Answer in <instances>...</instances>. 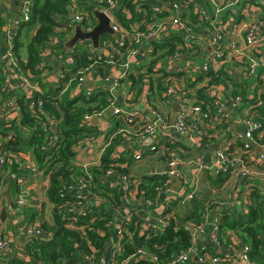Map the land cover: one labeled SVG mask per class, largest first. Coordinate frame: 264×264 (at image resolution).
I'll list each match as a JSON object with an SVG mask.
<instances>
[{
  "label": "trees",
  "instance_id": "1",
  "mask_svg": "<svg viewBox=\"0 0 264 264\" xmlns=\"http://www.w3.org/2000/svg\"><path fill=\"white\" fill-rule=\"evenodd\" d=\"M73 1L77 11L86 15L83 24L95 25L97 20L93 12L98 3L94 0H32L30 20L22 21L18 26L11 51L16 60V67L24 72L29 81L39 87L38 90L32 91L30 98L25 89L11 88L7 75L0 69V153L5 157L1 170L11 167L15 176L32 173L24 172L21 168L22 163L27 160L36 171L35 178L41 176L44 179V202L51 209L48 213L49 220L42 219L39 223L40 229L48 237H22L20 240L23 255L30 259L26 261L8 254L3 264H84L86 256L92 257L94 264H99L112 233L111 210L123 207L119 187L121 176L128 175L136 180V184L131 186L134 199L154 201L158 192L168 186L172 187L167 181L170 177L166 176L164 165L152 173L137 178L134 176L132 171L137 161L132 156L131 148L120 150L118 148L125 135L129 136V139L131 136L134 137L132 122H129L124 114H114L111 118L112 124L106 131L109 142L103 147L99 161L95 165L78 163L77 155L83 152L89 141L99 135L96 126L89 121L85 123L83 118L85 116L92 118L105 112L114 99L109 87L103 84L91 88L84 85L77 88V93L74 92L72 96L71 93L82 74L81 71L90 74L89 78L93 79L96 75L100 79L109 77L114 66L126 62L127 47H119V51L123 53L119 61L109 59L107 56L104 57L106 60L95 61L90 56V40H80L68 52L62 43L54 42L51 51L46 53V44L51 36L64 39L70 31L69 28L68 32L59 31L64 23L57 22L55 17L67 14ZM135 4V0H118L114 16L125 28H130L134 21L145 19L147 22H154L169 15L167 12L154 14L150 0L143 1L141 12L137 11ZM124 8L127 9L126 12L129 10L130 15L125 13ZM185 11L187 13L183 14L182 19L188 18L192 21L195 14L191 5L185 7ZM2 23L3 18L0 15V25ZM29 28L34 29L32 36L26 33ZM112 38L113 36L104 34L101 40ZM4 42L5 38L0 29V47ZM181 43L180 36L171 34L162 39L155 51L147 54L149 61L142 65L143 71L133 65L134 67H131L133 71L128 69L127 73L128 66L126 68L124 81L134 91L136 98H140L141 90L146 86V98L153 109L165 106L163 97L171 86L170 77L183 75L181 71L172 74L164 68L161 69L158 60L165 55H172L177 50L175 44ZM132 48H137L136 44H133ZM184 50L181 48V51ZM43 53L46 54L45 57L42 56ZM50 56L55 58L62 56L63 59L70 56L74 61L73 64L65 62L59 64L58 67L63 71L64 77L56 84H48L46 80L47 75L56 68L46 61L45 58ZM43 61L44 64L41 65ZM204 77H209V81L207 85L200 86L199 83ZM145 80L148 81L147 84L144 83ZM228 82H231V79L227 70L218 69L202 71L194 80L191 77L184 78L183 87H186L184 90L194 93L197 99L206 101L202 95L204 90L217 85L226 86ZM231 85L232 95L246 94L244 85L239 83ZM259 98L262 105L255 109L264 116V93H261ZM8 100L11 101V105H6ZM39 100L42 102L40 106L36 103ZM31 101L36 104L31 106ZM8 112H15L13 119H6L5 115ZM119 130L121 132L117 133ZM134 131L136 132V128ZM160 145L165 147L164 154H159L161 164H165L167 158L174 156L180 147L169 137L161 138ZM182 149L190 154L187 146L182 145ZM172 150L175 153L169 155L166 153ZM185 157L188 159L190 156ZM124 162L126 164L122 166ZM109 170L115 174L114 181L106 176ZM221 179L209 177L208 183L220 188ZM177 181L183 182L181 179ZM83 183L85 184L83 189L89 193V197L84 195L79 199L89 204L94 201L93 205L85 214H81L78 209L70 214L68 212L70 207L77 208V198L74 194L62 193L69 185L78 186ZM249 199L246 211L235 209L223 212L218 220L219 237L223 246L229 245L231 239L228 232H234L249 246L248 255L252 264H264V195L255 190L250 193ZM184 201L189 206L188 214L181 215L173 210V216L162 231L152 225L144 229L141 213L132 211L121 226V249L116 256L117 264H120L121 260H126L125 264H154L155 261H151L149 255L156 257V262L171 264L177 255L186 251L192 242L190 231L185 226L189 222L196 226L203 223L206 213L218 201L214 202L212 195L193 197ZM178 203L180 200L177 198L170 205ZM24 213L25 211L22 216ZM37 213L35 210L28 217H22L19 224L24 226L33 223ZM0 233L6 239L16 236L10 231L1 230ZM138 250H142L146 255L137 253ZM218 255L222 256V253Z\"/></svg>",
  "mask_w": 264,
  "mask_h": 264
},
{
  "label": "built area",
  "instance_id": "2",
  "mask_svg": "<svg viewBox=\"0 0 264 264\" xmlns=\"http://www.w3.org/2000/svg\"><path fill=\"white\" fill-rule=\"evenodd\" d=\"M94 1L98 3L95 11L102 12L109 18L110 25L115 33L112 40H104L106 41L104 49L107 52L106 56L109 59L114 58V61H119L123 55V53L119 51V47H127V57L132 56L141 48L142 51L147 50L150 52L149 47H144L146 39L154 36L157 32L161 33L165 31H173L186 34L192 41V44L183 47L185 49L184 51H181V48H177V50L171 55L173 59L185 60L187 58V53L191 51L199 41H203L204 43L215 45L216 47L215 50L212 49L203 58V62L200 65L201 71L208 72L209 70H218L225 61L232 60V63H237L234 65V69L236 66L237 72L239 73L238 79L232 76L233 73L229 71L231 82H228L226 86L217 85L209 88L208 90H204L202 95L205 96L206 101H204V99H197L194 93L190 92V90L186 91L184 88L179 87L178 84H176V79L170 77L169 80L171 81V86L165 94V106L163 105L157 109L152 108V121L137 119V113H124V111L120 108L114 107V101L110 103L109 107H112L113 114H124L127 120L132 122L131 125L134 129L136 128V132L134 129L132 130L136 138H144L146 136L151 138V142L146 146L139 149H131L132 156L137 162L141 160V157L144 154L153 153L159 149H162L161 155L164 154L165 147L160 145L161 138L169 137L171 141L174 140H172L168 134L159 133L158 124L163 127H169L172 125L177 136L184 137L189 141L194 142L196 140H200L203 141L205 145H214L212 156L204 164H198V170L206 178L210 176L222 178V181L219 183V187L222 189L221 193L212 196V200H214V202H218L206 213V218L203 223L197 226L190 222L187 223L185 228L190 231L192 244L186 251L177 255L171 264H188L189 257L193 254V252H195L196 255L195 264H227L226 262H230L232 264H252L248 255L249 246L247 243L239 239L234 232L233 233L237 238V242L232 244L230 243L231 246L235 247L233 249V253L231 256L224 254L223 251L225 245L223 246L219 237L218 220H220L224 211L230 210L231 212L232 210L235 211V209H238L237 205H235L236 202H234V196L239 187L242 193L241 196L244 198V203L246 205L250 202L249 196L252 191L258 190L264 195V116L259 114V112L255 109V107L260 108L262 105V101L259 97L261 93H264V83L261 84V86L255 87L246 80L249 77H255L257 75L258 68L263 65V56H260L258 52L264 48V17L258 9L254 12L242 11L244 16L243 20L240 19L235 23L234 19H229V22L227 23V29H231L233 31L234 27H236V33L240 37L233 36V33L227 34L226 42L220 44L222 35L215 23L210 21V19H208L205 15L206 12L202 9L200 1L186 0L182 2L181 0H150L152 2L151 10L154 14L167 12L169 15L154 22H147L145 19H141L139 22L134 21L131 23L130 28H125L114 16L118 0ZM143 1L144 0H135V8L139 12L143 9ZM208 1L214 4L217 11L220 10V6L216 3L217 0ZM239 1L251 0H224V3L230 5ZM31 5L32 0H23L21 6L23 21L30 20ZM190 5L193 10L196 11L197 17H201V19L205 21L208 20L210 29L204 34V37L195 33L189 23L182 19L185 7ZM124 11L127 14L126 8H124ZM85 16L86 15L84 13L77 11L73 15V22L75 21L79 24L84 32H89L95 25H84L83 21ZM67 28L70 29L69 32H74V25L71 22L67 25L65 24L59 31L68 32ZM5 29V44H8V49H6L4 55L0 53V69L7 75V81L9 82L11 88L16 89L17 87L25 86V90L28 93L27 96L30 98L32 91L38 90L39 87L36 83H31L27 79L24 72L21 71L20 68L16 67V60L11 51L12 41L18 29L17 22L12 21L5 26ZM69 32L66 34L64 39L51 36L48 41L50 47H53L54 42L63 44L67 41L69 39ZM102 41L103 40H100L99 52L93 48L92 42L90 41V56L95 59V61L106 60V58H104L105 56L101 54ZM133 44H136L137 48H132ZM45 52H50V49H46ZM42 56L45 57L46 54L43 53ZM242 57L246 58L247 62L241 63L240 59H242ZM56 58L58 59V64L55 65L56 68H54L51 76L54 78L55 82L58 83L60 78L64 77L63 71L58 67L59 64L62 62H65L66 64H73L74 61L70 56H66L65 59H63L62 56ZM128 62L129 61L127 59L124 65L128 66ZM43 63L44 62H42L41 65H43ZM189 64L190 63L185 62L184 69L186 71H189ZM125 71L126 69L124 70V73ZM175 71L179 70L175 69ZM81 73L82 74L77 79L76 88H82L85 85L86 80L91 77L90 74L86 72L81 71ZM15 77H17L16 80L14 79ZM98 77L99 76L96 75L95 78L100 79ZM121 77L122 76H120V78ZM12 80L14 81L10 84V81ZM108 80V77L100 79L103 85L104 83L107 84ZM118 80L119 79L113 82L115 87L120 84ZM208 81L209 77H204L199 85H207ZM144 83L147 84L148 81L145 80ZM231 83L244 85L246 88V94L232 95ZM87 94H89V91H87ZM172 95L175 96L174 98L176 104L178 105V110L175 112L173 111L174 122L173 124H170V121L166 117V114L168 113L166 108L169 109L170 107V105H167V96L172 98ZM36 103L40 106L42 102L39 100ZM36 103L31 101L30 105L34 106ZM6 105H11V101L8 100ZM100 115L101 113L95 115L94 117H98ZM10 116L11 112H8L6 117L10 118ZM90 120V116H85L83 118L85 123ZM236 126H240L242 129L237 130ZM128 141L132 140L128 139ZM166 153L169 155L170 153L175 152L172 150V152L167 151ZM175 155L176 153L174 156L167 158L164 166L165 168H168V170L166 169L165 174L169 177L174 176V178H179L176 171L178 159ZM4 162V154L0 153V171ZM21 168L24 172L32 171V173L21 174L17 177V179L19 178L20 187H18L17 192L20 193L21 190L22 192H29L31 188L28 186V183L31 179H26H28V175L35 178L36 176L34 175L36 171L27 160L22 163ZM106 176L113 178V180L110 179L111 181L116 179L115 174L110 170L107 171ZM134 183L135 180L128 175L121 176L119 187L122 195L123 206H129L135 203L151 204L153 202L152 200H140L133 198L131 186H133ZM84 187V183L78 186L69 185L66 191L62 193V195L74 194L77 198V208L70 207L68 209L70 214L77 209L81 214H85L93 205L94 201L89 204L88 202L84 203L82 199H79L84 197V195L89 197V193L83 189ZM225 187H227V189H225ZM170 189L172 190V187L168 186L166 189L161 190L158 193L166 194L167 192L171 194V196H175L174 199L171 198V201L179 198L178 193L172 192ZM195 194L196 193L193 190L189 191L187 194H183V199L191 200ZM246 205L244 207H246ZM24 206H26L25 199L23 197H17L14 202L8 204L7 213L12 216L16 213V211H21ZM208 208L209 207L207 206L206 209ZM244 211H246V208ZM125 212L127 214L132 211L129 209ZM129 215L130 213L127 214L124 219L122 218V220L119 221V225L117 227V237L119 241L121 240L122 223ZM141 215L143 217L144 229H147L152 225L153 227H158V229L162 231L169 223L170 218L173 216V210L168 209V206L164 203V205L159 207L153 215L149 212ZM39 223L40 222H33L21 226L20 236L23 238H47L48 236L40 229ZM208 227H210L209 237L213 245L218 250H221L219 253H222V256H219V253H211L204 245L195 251L194 243L197 236ZM10 247L12 250H9ZM119 248L121 249V241ZM137 253L146 255V253H143L142 250H138ZM8 254L17 256L26 261L30 259L28 256L23 255L20 240L10 241L9 238L6 239L5 236H2L0 233V264H3ZM148 257L151 261H155L154 264H161L156 262V257L150 255ZM102 262L103 259L101 258V262L99 264ZM126 262V260H121L120 264H125ZM84 264H94L92 257L86 256ZM112 264H117L116 258Z\"/></svg>",
  "mask_w": 264,
  "mask_h": 264
},
{
  "label": "crops",
  "instance_id": "3",
  "mask_svg": "<svg viewBox=\"0 0 264 264\" xmlns=\"http://www.w3.org/2000/svg\"><path fill=\"white\" fill-rule=\"evenodd\" d=\"M2 3L0 4V15L3 18V23L0 25L1 30H3V37L5 38L6 35V29L5 26H7L9 23L12 21L17 22V25L20 26L19 24L23 21L22 20V11H21V6L23 0H1ZM182 2L186 0H181ZM200 1L202 9L206 12V16L210 21L214 22L216 27L219 29L220 34L222 35V38L220 40V44L226 42V35L233 33V36L235 37H240L236 33V27H234L233 31L231 29H227V23L229 22V19L233 20L236 23L238 20H243L244 16L242 14V11H249V12H254L256 9H258L261 13V15L264 17V0H251V1H239L237 3H233L230 5H227L224 3V0H217V4L220 6V10L217 11L214 7V4L209 2L208 0H197ZM221 2V3H220ZM77 12L75 2L73 1L71 6H69L67 14L63 16H57L55 17V20L57 22H62L64 25L69 24L70 22L73 23V15L74 13ZM186 12V11H185ZM184 12V14H185ZM187 13V12H186ZM195 14V18L191 21L190 19L184 18L185 21L189 23V25L192 27L193 31L199 35H202L204 37V34L208 32L210 29L208 20H202L201 17H197L196 11L193 12ZM127 14L130 15L129 10ZM180 15V14H179ZM5 18V19H4ZM145 30V29H143ZM74 31V29H73ZM29 34V36H32L34 33V29L29 28L26 32ZM70 37L72 36V31L69 32ZM171 34H176L180 36L182 43L181 44H175L176 48H183L185 46H188L189 44H192L191 39L189 37L182 33V32H173V31H165V32H157V34H154V36L149 37L148 39L145 40L144 47H149L150 52L155 51L157 46L159 45L160 42H162V39L165 37L171 36ZM69 36V35H68ZM69 37V38H70ZM205 40V39H204ZM6 42V39H5ZM5 42L3 43V46L0 47V53L4 55L6 52V49H8V44ZM106 41L101 42V54L106 56L107 52L105 51V45ZM215 45H210L208 43H204L203 41H199L194 48L187 53V58L185 60H176L173 59L172 56L170 55H165L163 58L158 60V66L164 68L165 71H168L169 73H180V71L183 73V75L178 74L176 76H172V78L176 79V84H178L179 87H183L184 85V78L191 77L193 80L195 76H198L202 74V71L200 70V65L203 62V58L206 56L208 52H210L212 49L215 50ZM49 51V50H48ZM51 51V50H50ZM100 51V49H99ZM149 51H142V48L135 52L132 56L127 57L128 59V68L124 64H118L114 66L113 71H111V74L109 75V80L107 81V84L104 83V85H107L109 89L111 90V93L113 94V99H114V107L120 108L121 110L124 111V113H137V119L145 120V121H152V107L149 104L148 99L146 98V92L147 87L145 86L143 90H141L142 95L140 98H136L133 94V90L130 89L128 83H126L124 80V70L127 68V73L128 69L132 70L131 67L137 66L141 68V71L144 70L142 65L145 63H148L149 61V55H147ZM159 53V52H158ZM260 56H263V65H261L258 68L257 75L255 77H249L246 80L251 83L252 85L256 86H261V84L264 83V48L258 52ZM230 58V57H229ZM46 61L50 62L51 65H56L58 64L57 61L58 59L53 57H50V60L48 58H45ZM44 62V61H43ZM185 62L190 63L189 64V71H186L184 68ZM241 63H245L246 58L242 57L240 59ZM239 62V63H240ZM44 64V63H43ZM237 63H232V60L230 61H225L224 64L220 66L219 69H224L227 70L228 75L229 71L233 73L232 76L238 79L239 73L237 72V68L234 65ZM134 65V66H133ZM175 69L179 71H175ZM120 76H122L120 78ZM48 77H52L47 75ZM118 78L120 81V84L118 87H115L113 82L117 80ZM51 84H56L54 78L52 77ZM101 83L100 79L96 78H88L85 82L86 88H91L94 86H99ZM73 92L71 93V96L74 92L77 93V88L74 87ZM80 90V89H79ZM78 90V92H79ZM140 92V93H141ZM148 93V92H147ZM175 96L172 95V98L167 96L168 98V104L170 105L169 109H167V112H171L170 117H173V111H174V105L176 104L175 101ZM165 100H166V95H165ZM112 107H109L105 112L101 113L100 116L98 117H92L89 122L93 123L96 126V129L98 130V137L92 139L91 141L88 142L87 146L83 150V152H80L77 155L78 158V163L80 165L82 164H93L95 165L99 161V157L101 153L103 152V147L108 144L109 139L106 138L107 134V129L112 124L111 118L114 116L112 112ZM7 114V113H6ZM6 116V115H5ZM15 116V112H11L10 118H7L8 120L13 119ZM237 116V113H236ZM171 118L169 119L170 124H171ZM230 125V124H229ZM232 126V125H230ZM128 128V127H126ZM159 128V133H165L168 134L172 138V142L178 143L180 147L176 150V157L178 159V166L176 167V171L178 173L179 178L183 180L182 183L179 181L176 186H172V192H177L179 196L180 203L170 205L171 204V198H175V196H171V194L167 193H157V198L151 203V204H145V203H135L131 204L129 206H123L120 211L116 210H111V214L113 216V221L111 222L110 225V230H111V237L110 240L108 241L105 249V253L103 254V262L101 264H112L114 259L116 258L117 254L119 253V246H120V241L117 237V227L119 225V221L124 219V217L131 213H127L125 211L129 210L134 211L137 213L141 214H146L149 212L151 215L155 213L156 210L159 209V207H162L164 203L168 206V208H171L172 210L180 213L181 215L188 214V209L189 206L185 204V201L183 199V194H187L189 191H194L196 194L194 197L196 198H201V197H206L209 195H218L220 191L222 190L221 188H218V186L211 185L208 183V178L204 177V175L198 170V164L200 163L204 164L207 162L210 157L212 156L213 153V147L214 145H205L203 141L196 140V141H189L188 139L184 137L177 136L176 132L173 130L172 125L169 127H163L162 125L158 124ZM237 130H241L242 128L240 126H236ZM131 132V130L129 131ZM129 136L125 135L122 140L121 146H119V150L122 149H139L141 147L146 146L148 143L151 142L150 137H144V138H136L134 135L131 136L132 141H128ZM135 139V140H134ZM125 140V141H123ZM131 142V143H127ZM216 142V141H215ZM187 146L189 148L190 154L186 153L182 149V145ZM117 148V149H118ZM190 156L188 159L185 156ZM159 154H153V153H146L143 155V159L140 160L137 165L133 166V174L137 178V176L147 174V173H152L157 169H161L162 165L161 161L159 160ZM125 162L122 164V166H125ZM164 167V166H163ZM11 167H8L9 169ZM164 169L168 170V168ZM3 171V170H2ZM1 171V172H2ZM12 171V169H11ZM199 172V173H198ZM15 173H11V178L10 180H15ZM212 177V176H210ZM215 178V177H212ZM175 179V178H174ZM30 185L31 183H28V186L32 189L36 185L34 183ZM44 180V179H43ZM113 180V178H111ZM45 182L43 181L41 183V186L43 188L45 187ZM136 184V180H135ZM227 189V187H225ZM34 190V189H33ZM16 192H17V187L16 184L12 185L8 183V193L5 199L2 200L0 204V231L4 230L5 226L8 225V213H7V206L9 203L14 202L16 199ZM241 189L240 187L238 190H236L235 193V199L234 202H236L235 205L240 209V207H244L246 204L244 203V198L241 196ZM176 200V199H175ZM34 205V204H33ZM28 208L27 211H25L24 215L22 217H28L29 214L34 212L35 210L38 211V215H35L34 219H39L40 217V209L36 207L35 205L31 207L26 206ZM25 208V209H26ZM32 208V209H30ZM2 210H5V221L1 219V214ZM126 214V215H125ZM40 220V219H39ZM38 222V221H36ZM209 231L210 227L205 229L202 233H200L197 236V239L194 243L195 251L200 248L202 245L206 246V248L213 253H219L221 250H218L212 243L210 237H209ZM229 236L231 237V244L237 242V238L234 235L233 232H228ZM230 245H225L224 248V254H227V256H231L233 253V249L235 247ZM9 250H12L11 247ZM196 262V255L195 252L191 254L188 260V264H195Z\"/></svg>",
  "mask_w": 264,
  "mask_h": 264
},
{
  "label": "rangeland",
  "instance_id": "4",
  "mask_svg": "<svg viewBox=\"0 0 264 264\" xmlns=\"http://www.w3.org/2000/svg\"><path fill=\"white\" fill-rule=\"evenodd\" d=\"M2 33H3V30H2ZM69 37H70V34H69ZM46 45H47V47L45 49H50L51 50V47H50V45H49L48 42H47ZM50 57L48 58L49 60H50ZM53 71H54V69L52 70V72ZM52 72L49 74V76L52 75ZM14 79L16 80L17 77H15ZM46 80H47V82L49 84L52 81V77H48V79L46 77ZM13 81L14 80L10 81V84ZM33 84H35V83H33ZM116 87H118V86H116ZM21 88L22 89H25V86H22ZM255 90H256V88H255ZM163 98L165 100V96ZM170 115H171V112H169V113L166 114V117L168 118V120L171 118ZM120 132H121L120 130L117 131V133H120ZM161 153H162V149H159V150H156L155 152H153V154H161ZM142 159H143V156L141 157V160ZM1 171H0V204H1L2 200L5 199L6 196H7V193H8V183H9V185L10 184H12V185L16 184L17 189L19 187V178L17 179L18 176H15L14 177L16 181L10 180L11 173H12L11 168H9V169H3V171L2 172ZM27 178L28 179H26V180H30V179H32L34 177L28 175ZM177 179H178V177L174 179V176H172V177L168 178L167 181L171 183V186H176L178 184ZM30 181H29V183H31L30 185H32L33 184V180H30ZM43 181L44 180H43V178L41 176L38 177V178H35L34 179V183L36 185L33 188L34 190L31 187V190H29V192L28 191L22 192V190H21L20 193L16 192V195H17L16 198L17 197H19V198L23 197L25 199V201H26V206L27 205L28 206L31 205V207H32V206L35 205L36 207H38L40 209V217H39L40 220L39 219L38 220L37 219H34L33 220L34 222H36V221L41 222L42 219L43 220L44 219L49 220V218H48L49 214L48 213H50V210L51 209L48 208V206L44 202V196H45V194H44V188H43V186H41V183ZM42 201H43V203H42ZM26 206H24L21 209V211H16V213H14V215H12V216L8 214V218H7L8 225L5 226V228H3V229H4V231H10L12 233L14 232L15 235H16L14 237L13 236L9 237V240L10 241L15 240V239L16 240H21L22 239V237L20 236V228H21V225L19 224V221L21 220V217H22L23 212L28 210V208H26ZM245 208L246 207H240V210L241 211H244ZM30 209H32V208H30ZM118 210L120 211L121 209H118ZM37 215H38V213H37ZM4 221H5V219L3 220V222ZM21 223H22V221H21ZM13 226H15V227H13Z\"/></svg>",
  "mask_w": 264,
  "mask_h": 264
},
{
  "label": "water",
  "instance_id": "5",
  "mask_svg": "<svg viewBox=\"0 0 264 264\" xmlns=\"http://www.w3.org/2000/svg\"><path fill=\"white\" fill-rule=\"evenodd\" d=\"M2 1L0 0V4ZM94 17L96 18L97 22L93 29L89 32H84L80 25L77 24L75 21L73 22L74 25V33L73 35L65 41L63 44L66 47V52L69 51V49L79 42L80 40H90L92 42V46L94 49H96L99 52V44L100 40L102 38V35L109 34L111 36H114L115 33L112 30V27L110 25L109 18L102 12L94 11L93 12ZM5 19V18H4ZM178 110V105H174V112ZM174 122V115L171 118V124ZM5 218V210H2L1 219L3 220ZM11 253V252H10ZM180 264V263H177Z\"/></svg>",
  "mask_w": 264,
  "mask_h": 264
}]
</instances>
